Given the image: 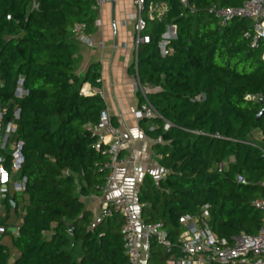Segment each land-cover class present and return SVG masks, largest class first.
<instances>
[{
	"label": "trees",
	"instance_id": "trees-1",
	"mask_svg": "<svg viewBox=\"0 0 264 264\" xmlns=\"http://www.w3.org/2000/svg\"><path fill=\"white\" fill-rule=\"evenodd\" d=\"M161 1L168 13L150 19L147 0L150 43L139 48L135 74L160 115L142 123L166 176L146 175L137 201L141 221L163 224L174 251L154 241L146 264H169L178 252L180 219L206 207L212 231L228 242L263 227L253 203L264 198V49H251L245 38L250 21L223 28L211 13L243 0H187V7ZM96 20L92 0H0V113L8 124L20 110L16 139L24 143L21 175L28 180L14 264H130L122 218L96 219L84 203L103 195L110 155L95 132L105 103L82 94L86 83L100 88V66L83 80L75 74L71 30L83 24L89 35ZM170 27L176 37L165 40ZM20 82L28 92L22 100L15 97ZM237 176L249 184H238ZM0 203L5 220L18 211L15 198ZM1 242L0 264H9Z\"/></svg>",
	"mask_w": 264,
	"mask_h": 264
},
{
	"label": "built area",
	"instance_id": "built-area-1",
	"mask_svg": "<svg viewBox=\"0 0 264 264\" xmlns=\"http://www.w3.org/2000/svg\"><path fill=\"white\" fill-rule=\"evenodd\" d=\"M114 0H92L93 10L98 11L104 4ZM164 2V1H163ZM147 0H134V4L139 12L137 18L131 17L135 21V52L138 54L142 45L150 43V37L145 35L147 21L144 19V11ZM184 7L188 6L187 0H181ZM153 2L148 7V18L156 17L152 14ZM38 6L34 4L33 10ZM220 22V26L225 28L234 20H247L251 22L250 30L245 34V38L250 41V47L256 50L263 46L264 49V0H243V4L237 8H219L214 6L211 9ZM159 18V16H157ZM11 20V17H8ZM71 33L82 44L92 45L89 35L86 33V26L76 24ZM165 39V37H164ZM170 40V39H165ZM162 52L167 55L166 43L162 44ZM264 60V53H263ZM138 60L136 58L135 68L137 70ZM21 82L15 93L18 100L28 96V92L21 87ZM136 89L141 94L142 103L136 116L139 120H155L160 118L158 111L150 103V89L143 86L137 79ZM84 96H89L83 91ZM20 119V110L15 108L13 120L8 124H3V113H0V198L10 196L18 200V211L12 213L14 219L11 224L5 220V207L0 203V237L12 231L14 237L18 235L19 228L23 224V201L27 189V178L21 175L26 162L23 154L24 143L16 139L18 126L16 122ZM112 126V118L108 111L104 109L99 118V123L95 127V132L100 135L101 142L108 147L106 151L110 155V162L107 164L110 172L106 178V185L103 194L111 191L113 183L116 181V173L119 166L124 164L123 159H119L122 152V141L116 136L106 142L103 132ZM264 152V150H263ZM226 164H220L218 171L222 173L226 169ZM237 183L248 185L249 183L242 176H237ZM264 188V183H262ZM253 207L263 216V227L256 234H242L234 237L231 242L218 238L210 227L209 208L206 207L197 215H186L180 219L182 232L179 238L178 252L169 264H264V198L254 201ZM118 214L123 220L122 234L125 242V253L130 264H143L144 248L149 252L152 243L158 242L168 253L174 251V246L168 239L163 224H144V232L140 233L138 227L142 223L136 206L132 204L124 193H119L110 203L104 204L99 218H110ZM141 241V243H140Z\"/></svg>",
	"mask_w": 264,
	"mask_h": 264
},
{
	"label": "crops",
	"instance_id": "crops-1",
	"mask_svg": "<svg viewBox=\"0 0 264 264\" xmlns=\"http://www.w3.org/2000/svg\"><path fill=\"white\" fill-rule=\"evenodd\" d=\"M151 2L154 7L155 4L159 7V4L163 3L161 0ZM138 16L134 0H114L104 4L97 11L94 32L89 34L91 46L82 44L74 36L71 37L78 47L75 74L83 80L93 66H100V88L96 89L86 83L82 92L86 91L89 96L97 94L103 99L112 118V126L107 128L102 136L106 137V142L116 136L121 139L122 159L125 162L118 167L116 181L108 194L84 199L86 209L91 211L96 219L99 218L103 205L110 203L120 192L136 206L140 215L141 207L137 200L144 177L149 174L160 180L166 176L155 152L156 142L148 136L142 121L136 116L142 97L136 89V35L135 21L131 17ZM168 35L171 38L173 36L171 32ZM9 218L14 219L12 214ZM138 230L140 233L144 232L143 222ZM13 237L12 231H9L1 240L8 250L14 247ZM18 256L17 252L16 258ZM143 264H146V261H143Z\"/></svg>",
	"mask_w": 264,
	"mask_h": 264
},
{
	"label": "rangeland",
	"instance_id": "rangeland-1",
	"mask_svg": "<svg viewBox=\"0 0 264 264\" xmlns=\"http://www.w3.org/2000/svg\"><path fill=\"white\" fill-rule=\"evenodd\" d=\"M167 9L168 8L166 7V5L163 2V3L159 4V7H157V4H155L154 12H157L159 14V16H163V15L165 16ZM252 140L254 142L258 143V142L261 141V136L255 135ZM11 222H12V220L9 219L8 223L11 224ZM6 235H8V234H6ZM6 235H4L3 237H5ZM3 237H0V239L2 240ZM140 243H141V241H140ZM13 250H14V247H11L10 250H8V252L10 254L9 264H13V262L16 259V256H17V252L15 250L14 251ZM142 250L144 251V261H147L149 254H148L147 251L144 250V248H142ZM11 251H13V252H11Z\"/></svg>",
	"mask_w": 264,
	"mask_h": 264
},
{
	"label": "water",
	"instance_id": "water-1",
	"mask_svg": "<svg viewBox=\"0 0 264 264\" xmlns=\"http://www.w3.org/2000/svg\"><path fill=\"white\" fill-rule=\"evenodd\" d=\"M169 32H171L173 34L172 38L169 37V35H168ZM164 37H165V39H174L176 37L175 28L170 27ZM261 103H263V102L261 101ZM263 116H264V111L259 115V118H261Z\"/></svg>",
	"mask_w": 264,
	"mask_h": 264
},
{
	"label": "bare ground",
	"instance_id": "bare-ground-1",
	"mask_svg": "<svg viewBox=\"0 0 264 264\" xmlns=\"http://www.w3.org/2000/svg\"><path fill=\"white\" fill-rule=\"evenodd\" d=\"M154 6H152V12H153Z\"/></svg>",
	"mask_w": 264,
	"mask_h": 264
}]
</instances>
